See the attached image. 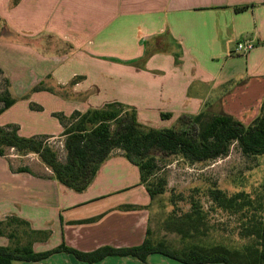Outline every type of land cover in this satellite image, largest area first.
Instances as JSON below:
<instances>
[{"label":"crops","instance_id":"0c3cea01","mask_svg":"<svg viewBox=\"0 0 264 264\" xmlns=\"http://www.w3.org/2000/svg\"><path fill=\"white\" fill-rule=\"evenodd\" d=\"M243 6L247 8L237 11ZM0 17L8 33L23 39L27 47L9 46L27 49L38 42L39 48L55 47L54 52L40 55L58 66L50 86L56 87L54 93H44L66 103L49 110L39 102L42 112L56 120L55 129H37L24 136L18 125L20 136L52 138L64 131L55 113L70 116L111 103L135 110L142 125L155 129L172 128L181 115L207 110L223 111L249 124L261 111L264 0H0ZM245 41H252L254 48L245 55L235 54L236 45ZM67 59L81 65L103 63L107 100L97 99V91L86 86L90 70L79 75L70 67L60 68ZM69 87L72 100L63 98ZM78 96L86 100L79 101ZM7 158L0 156V223L5 228L10 219H17L18 240L31 242L34 251L65 244L92 252L105 246H138L151 238L154 200L138 166L122 150L111 153L82 192L60 183L44 163L37 164V170L16 169ZM11 245L7 233L0 235V246ZM19 264L89 263L57 253L41 262ZM94 264L182 263L154 254L146 262L113 256Z\"/></svg>","mask_w":264,"mask_h":264},{"label":"rangeland","instance_id":"374dc122","mask_svg":"<svg viewBox=\"0 0 264 264\" xmlns=\"http://www.w3.org/2000/svg\"><path fill=\"white\" fill-rule=\"evenodd\" d=\"M24 42L8 33L5 20L0 17V108L4 106L2 100L8 95L16 100V104L0 116V130H19L20 125L22 135L29 136L33 130L55 129L56 120L42 112L39 102H44L49 110L56 108L55 106L64 108L66 103L55 102L50 95L44 93H54L56 87L51 89L50 86L55 82L53 77L58 66L45 62L40 55L54 52L55 47L39 48L38 42H32L37 46L30 45V49L9 46L13 43L25 45ZM101 64L103 65L89 63L93 67L91 70L87 67L88 63L81 65L67 59L60 68L70 67L73 71L78 70L79 75L82 71L90 70L89 83L86 86L93 92L97 91V99L103 102L107 100V96L103 90ZM81 79L79 77L72 83ZM70 88L63 91V98L66 100H72ZM77 99L83 101L86 96H78ZM110 109L122 112L120 107ZM262 114L260 111L258 116ZM56 119L60 121L59 118ZM43 138L59 159L65 162V137L60 134ZM4 153L16 169L32 166L37 170L36 165L43 163L37 154H22L9 147L4 148ZM145 186L163 189L153 199L151 236L148 237L154 243L164 242L179 252L194 246L210 248L222 245L241 254H248V249L258 245L257 231L264 222V154L245 155L237 143H234L228 156L207 162L190 164L179 155L164 160L157 158ZM216 191L223 193V200L214 199ZM237 195L240 196L233 202L229 201ZM176 226H181L186 233L178 232ZM17 263L19 264L16 261L15 264Z\"/></svg>","mask_w":264,"mask_h":264},{"label":"trees","instance_id":"16d2710c","mask_svg":"<svg viewBox=\"0 0 264 264\" xmlns=\"http://www.w3.org/2000/svg\"><path fill=\"white\" fill-rule=\"evenodd\" d=\"M246 8L247 6L239 7L237 11ZM2 101L4 106L0 108V116L16 104L15 98L9 95ZM112 107H120L122 112L110 109ZM261 112L263 114L250 124H245L223 111L217 114L204 111L198 115H181L172 128L155 129L142 125L135 110L126 109L121 103H111L85 113L76 110L70 116L54 114L64 128L62 136L65 137V162L61 161L52 147L45 142L43 137L47 139L49 136L23 137L19 135L18 129L0 130V156L5 155V147L22 154H37L60 183L82 192L92 183L100 165L114 150L120 149L132 164L138 166L142 183L145 184L155 168L157 158L164 160L179 155L190 164L207 162L228 156L234 143H237L245 155H263L264 101ZM162 116L171 118L169 114ZM147 190L152 200L163 192L162 188L147 187ZM238 196L240 195L229 201L233 202ZM223 198L221 191L214 192V199L220 201ZM14 220L17 219H10L5 228L3 223H0V235L7 233L14 244L0 246V264H13L15 261L41 262L57 253L73 255L77 260L89 264L113 256L133 257L146 262L148 257L154 254L163 255L182 264H264V222L257 231L258 245L248 249V254H241L222 245L210 248L194 246L179 252L164 242L154 243L149 238L141 245L133 247L105 246L92 252H81L61 244L49 251L36 252L31 242L22 244L18 240L20 222ZM189 226L192 225L189 223ZM176 227L178 232L186 233L181 226ZM150 234L148 229V235Z\"/></svg>","mask_w":264,"mask_h":264},{"label":"built area","instance_id":"2783aa9c","mask_svg":"<svg viewBox=\"0 0 264 264\" xmlns=\"http://www.w3.org/2000/svg\"><path fill=\"white\" fill-rule=\"evenodd\" d=\"M254 48L252 41L239 42L234 48V53L238 55H245Z\"/></svg>","mask_w":264,"mask_h":264}]
</instances>
